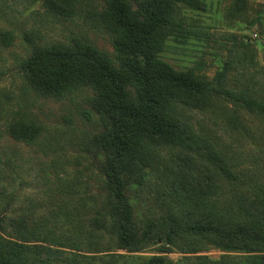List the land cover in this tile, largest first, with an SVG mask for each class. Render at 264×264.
<instances>
[{
  "label": "rangeland",
  "instance_id": "1",
  "mask_svg": "<svg viewBox=\"0 0 264 264\" xmlns=\"http://www.w3.org/2000/svg\"><path fill=\"white\" fill-rule=\"evenodd\" d=\"M126 1L136 10L134 0ZM171 7L159 59L208 81L220 72L222 87L249 86L264 98V0H173ZM106 14L104 0H0L1 240L24 264H144L162 245L170 247L167 264H230L232 252L187 233L170 244L151 236L137 251L118 247L110 231L104 154L95 142L104 125L95 103L99 90L79 80L68 92L46 94L27 79L22 63L36 47L84 43L118 65L117 28ZM183 106L176 108L178 117L240 175L220 176L208 196L209 205L231 210L239 195L250 196L251 184L261 186L264 179V116L236 111L217 95L199 107ZM18 118L39 125L32 139L9 134ZM138 155L126 191L135 231L150 222L182 221L185 205L171 194V181L182 164L197 175L212 169L206 150L185 153L144 139Z\"/></svg>",
  "mask_w": 264,
  "mask_h": 264
},
{
  "label": "trees",
  "instance_id": "2",
  "mask_svg": "<svg viewBox=\"0 0 264 264\" xmlns=\"http://www.w3.org/2000/svg\"><path fill=\"white\" fill-rule=\"evenodd\" d=\"M104 3L105 17L117 28L115 45L121 60L118 65L105 53L81 43L76 47H36L22 67L30 84L46 94L68 92L79 80H88L99 90L95 103L104 125L95 142L104 154L102 172L111 196L110 231L118 247L137 251L151 236L164 237L170 244L178 235L187 233L232 252L228 257L230 264H264V179L261 186L251 184L250 196L239 195L231 210L209 205L208 196L219 187L220 176L239 180L240 175L176 113L178 106L199 107L211 95H217L236 111L264 116V98L252 95L249 86L241 90L222 87L220 72L208 81L190 70H176L158 58L169 34L173 0H134L136 10L126 0ZM38 127L34 119L18 118L10 123L8 132L28 141L38 133ZM144 139L171 143L185 153L203 148L214 166L197 175L182 164L171 181L170 192L185 205L184 219L150 222L143 232H136L132 205L126 195L130 182L127 179L138 164ZM1 239L0 234V264H24L17 259L19 251ZM169 248L162 245L159 253L151 255L144 264H167L165 253Z\"/></svg>",
  "mask_w": 264,
  "mask_h": 264
}]
</instances>
